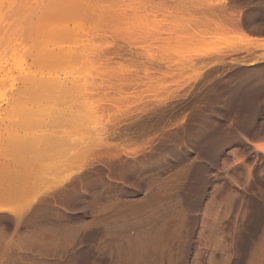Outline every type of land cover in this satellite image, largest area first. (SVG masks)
Listing matches in <instances>:
<instances>
[{"label":"rangeland","instance_id":"1","mask_svg":"<svg viewBox=\"0 0 264 264\" xmlns=\"http://www.w3.org/2000/svg\"><path fill=\"white\" fill-rule=\"evenodd\" d=\"M73 1L0 7V264H264V0Z\"/></svg>","mask_w":264,"mask_h":264},{"label":"bare ground","instance_id":"2","mask_svg":"<svg viewBox=\"0 0 264 264\" xmlns=\"http://www.w3.org/2000/svg\"><path fill=\"white\" fill-rule=\"evenodd\" d=\"M4 1H5V0H4ZM4 1H1V0H0V4H1L0 7L2 6V4H3ZM11 1H12V0H11ZM74 1H75V0H74ZM74 1H73V2H74ZM94 1H95V4L93 3ZM94 1H91V2H92L91 4H94L93 6L91 5L93 8L96 6V1H97V0H94ZM100 1H101V0H99L98 2L101 4ZM104 1H105V0H104ZM104 1H103V2H104ZM1 2H2V3H1ZM81 2H82V1H81ZM109 2H110V1H109ZM4 3H5V2H4ZM73 4H74V3H73ZM112 4H113V3H112ZM3 5H4V4H3ZM97 5H99V4H97ZM109 5H110V4H109ZM72 6H73V5H72ZM91 6H89V7H91ZM99 6H100V5H99ZM99 6H98V7H99ZM101 6H102V4H101ZM101 6H100V8L98 9V12H99V10L101 9ZM110 6H111V5H110ZM2 7H3V6H2ZM105 7H106V6H105ZM108 7H109V6H108ZM69 9H70V8H69ZM69 9H67L68 11H67V10H65V11L69 12V14L74 12L73 9H72L71 11H70ZM84 9H85V8H84ZM91 9H92V8H91ZM95 9H97V8H95ZM95 9H92V10H94V11H93L94 13H95ZM108 9H109V8H108ZM112 9H113V8H112ZM61 10H62V9H61ZM105 10H106V9H105ZM1 11H2V10H1ZM1 11H0V13H1ZM58 11H59V8H58ZM72 11H73V12H72ZM106 11H108V10H106ZM111 11H112V10H111ZM63 12H64V10H63ZM63 12L60 11L59 13H63ZM67 12H66V13H67ZM93 12H92V13H93ZM66 13H64L63 15H65ZM76 13H77V14H80L81 12L78 13V12L76 11ZM82 13H83V12H82ZM82 13H81V14H82ZM86 13H87V12H86ZM86 13H85V14H86ZM90 13H91V12H90ZM94 13H93V14H94ZM100 13L102 14V10L100 11ZM77 14L73 13V15H75V16H76ZM101 14H100L99 16H101ZM104 14H105V13H104ZM106 14H109V12H107ZM106 14H105V15H106ZM49 15H50V14H49ZM57 15H58V14H57ZM60 15H61V14H60ZM63 15L61 16L62 19H65L66 17H67L66 19H68L72 14H70L69 17H68V13H67V16H64L65 18H63ZM95 15H97V14H95ZM95 15H94V16H95ZM105 15H104V16H105ZM80 16H81V15H79V17H80ZM83 16H84V15H82V17H83ZM85 16H87V15H85ZM85 16H84V17H85ZM90 16H91V15H90ZM92 16H93V15H92ZM102 16H103V15H102ZM108 16H109V15H108ZM47 17H48V16H47ZM47 17H46V18H47ZM59 17H60V16H59ZM71 17H72V16H71ZM73 17H74V16H73ZM84 17H83V18H84ZM46 18H44V20H45ZM76 18H78V15L76 16ZM76 18H75V19H76ZM87 18H88V16H87ZM91 18H92V17H91ZM94 18H96V16H95ZM104 18H105V17H104ZM109 18H110V17H109ZM62 19H61V20H62ZM70 19H71V18H70ZM75 19H73V21H74ZM89 19H90V18H89ZM89 19H87V20L85 19L86 22H87ZM100 19H101V18H100ZM78 20H79V18H78ZM83 20H84V19H83ZM90 20H91V19H90ZM90 20H89V21H90ZM92 20H94V19H92ZM97 20H98L99 24L97 23L96 20H95V21H96L95 23H97L96 25H99V26H100L101 24H100V21H99L98 17H97ZM102 20H103V19H101V22H102ZM105 20H106V18H105ZM63 21H64V20H63ZM73 21L71 20V22H73ZM103 21H104V20H103ZM64 22H66V21H64ZM75 22H78L77 19L75 20ZM75 22H74V23H75ZM83 22H84V21H83ZM91 22H92V21H91ZM61 23H62V22H61ZM66 23H67V22H66ZM68 23H69V22H68ZM74 23H73V24H74ZM84 23H85V22H84ZM93 23H94V21L92 22V24H93ZM95 23H94V24H95ZM62 24H63V23H62ZM77 24H78V23H77ZM80 24H81V23H80ZM82 24H83V23H82ZM90 24H91V23H90ZM75 25H76V24H75ZM75 25H74V26H75ZM78 25H79V24H78ZM103 25H104V24H103ZM92 26H93V25H92ZM94 26H95V25H94ZM94 26H93V27H94ZM57 27H58V26H57ZM90 27H91V26H90ZM106 27H107V26H106ZM84 28H85V27H84ZM94 28H95V27H94ZM94 28H93V30H94ZM97 28H99V27H97ZM97 28H96V29H97ZM59 30H60V29H59ZM61 30H62V29H61ZM69 30H70V29H69ZM84 30H85V29H84ZM88 30H89V29H88ZM100 30H102V29H100ZM100 30H99V31H100ZM54 31H55V30H54ZM103 31H104V29H103ZM58 32H59V31H58ZM61 32H62V31H61ZM75 32H76V31H75ZM78 32H79V31H78ZM83 32H85V31H83ZM100 32H101V31H100ZM59 33H60V32H59ZM59 33H58V34H59ZM65 33H67V32H65ZM79 33H80V32H79ZM85 33H86V32H85ZM69 34H70V33H69ZM73 34H74V33H73ZM82 34H83V33H82ZM82 34H81V35H82ZM98 34H101V33H98ZM56 35H57V34H56ZM60 35H61V34H60ZM62 35H63V34H62ZM75 35H76V34H75ZM81 35H80V36H81ZM87 35H88V34H87ZM87 35H86V36H87ZM57 36H58V35H57ZM70 36L74 38V35H70ZM78 36H79V34H78ZM78 36H77V37H78ZM84 36H85V35H84ZM100 36H102V35H100ZM61 37H62V36H61ZM71 37H70V38H71ZM81 37H82V36H81ZM87 37H88V36H87ZM89 37H90V36H89ZM53 38H54V36H53ZM59 38H60V36H58V39H59ZM55 39H56V38H55ZM52 40H53V39H52ZM82 42H83V41H82ZM85 43H86V42H85ZM85 43H84V46H85ZM77 44H78V43H77ZM79 44H80V43H79ZM74 45H75V44H74ZM65 46H66V45H65ZM71 46H72V45H71ZM84 46H83V47H84ZM87 46H89V45H87ZM62 47H63V46H62ZM62 47H61V48H62ZM66 47H67V46H66ZM69 47H70V46H69ZM69 47H68V51H69L70 49H72V47H71L70 49H69ZM76 47H77V46H76ZM76 47H75V49H76ZM78 47H79V46H78ZM83 47H82V48H83ZM63 48H64V47H63ZM84 48H85V47H84ZM86 48H87V47H86ZM54 50H55V49H54ZM54 50H52V51H54ZM62 50L64 51V49H62ZM68 51H64V52H65L64 54H67L66 52H68ZM77 51H78V49H77ZM77 51H74V49H72V53L75 52L74 54H76ZM80 51L82 52V50H80ZM83 51H85V50H83ZM42 52H43V51H42ZM59 52H60V53H57V52H55V53L52 52V53H53L54 55L56 54V56H54V57H56V59H57V57L60 58V60H59V59L55 60L56 63H59V64H60V62H62V61H61V60H62L61 58H62V56H64V55L59 56V55L61 54V51L59 50ZM69 53L71 54V51L68 52L66 58H68ZM82 53H84V52H82ZM82 53H81V55H83ZM57 54H58V56H57ZM62 54H63V53H62ZM50 55H51V54H50ZM71 55H73V54H71ZM79 55H80V52H79ZM51 56H52V55H51ZM77 56H78V55H76L75 57L77 58ZM83 56H84V55H83ZM52 57H53V56H52ZM72 57L74 58V56H72ZM42 58H43V57H42ZM48 58H51V57H48ZM76 58H75V59H76ZM81 58H82V57H81ZM39 59H40V58H39ZM53 59H54V58H53ZM79 59H80V58H79ZM69 60H70V59H69ZM51 61L54 62L53 60H51ZM47 62H48V61H47ZM62 63H63V62H62ZM35 73H36V72H35ZM32 74H33V73H32ZM33 75H34V74H33ZM35 75H36V74H35ZM35 75H34V76H35ZM34 76H32V77H33L32 79H33V81H34V83H35V77H34ZM42 76H43V75H42ZM38 80H39V79H38ZM41 80H42V79H41ZM36 81H37V80H36ZM59 81H60V79H59ZM40 83H41V82H40ZM60 83H61V82H60ZM36 84H37V83H36ZM31 86L33 87V85H31ZM35 86H36V85H35ZM35 86H34V87H35ZM34 87H33V88H34ZM40 87H41V85H40ZM40 87H39V89H40ZM35 88H36V87H35ZM42 88H43V87H42ZM42 88H41V89H42ZM36 89H37V91H36V90L33 91V89H31L32 91L30 90V91L33 93V94H32V95H33L32 98H33V97H36V98L38 97V98L40 99V97L42 96V97H41V99H42V98H46V97L49 96V95H48V94H49V90L47 91V88L44 89L42 92H41V90L38 91V88H36ZM58 90H59V89H58ZM73 91H74V90H73ZM31 92H30V93H31ZM40 92H41V93H40ZM28 93H29V91H28ZM46 95H48V96H46ZM44 96H45V97H44ZM17 98H18V97H17ZM19 98H20V97H19ZM19 98H18L17 101H16V97L14 96V101H15V102H14V101H13L14 103L11 102V103H12L11 105H12V106H13V104H16V105L14 106V108L12 107V108H13L12 110H14L15 108H16L15 110H17V111L20 110L19 112H21V111L23 112V111L31 110V109L29 108L28 104H27V103H24V104H23V103L21 102V99H19ZM29 98H30V100H31V97H29ZM36 98H34V99H36ZM28 100H29V99H28ZM23 102H25V101H23ZM26 102H27V100H26ZM17 104L20 105V106H17ZM16 106L19 107V108H17ZM10 108H11V107H10ZM15 110H14V111H15ZM10 111H11V109H10ZM12 112H13V111H12ZM32 112H33V111H32ZM17 113H18V112H17ZM24 113H25V112H24ZM26 113H27V112H26ZM20 114H21V113H20ZM28 114H29V113H28ZM61 119L63 120V117H62ZM62 120H61V121H62ZM50 121H51V120H50ZM48 122H49V121H48ZM47 124H48V123H47ZM33 136H34V135H33ZM36 137H38V136H36ZM31 138H32V137H31ZM17 139H18V138H17ZM53 139H54V138H53ZM53 139L50 140V141L53 142V143H51L50 141H49L48 143L51 144V145H52V144H54V145L56 144L57 147H54V148H57L58 150H60V149H61L60 146H62V144H63L62 142H64V141L61 142V141H59V139H56V138H55V139H56L57 141H56V140L54 141ZM61 140H62V139H61ZM54 142H56V143H54ZM59 142L61 143V145H60ZM22 143H23V142H22ZM20 144H21V143H20ZM56 145H55V146H56ZM58 145H59V146H58ZM12 146H13V145H12ZM19 146H20V145H19ZM59 148H60V149H59Z\"/></svg>","mask_w":264,"mask_h":264},{"label":"snow or ice","instance_id":"3","mask_svg":"<svg viewBox=\"0 0 264 264\" xmlns=\"http://www.w3.org/2000/svg\"><path fill=\"white\" fill-rule=\"evenodd\" d=\"M253 2L255 3V0H253Z\"/></svg>","mask_w":264,"mask_h":264}]
</instances>
